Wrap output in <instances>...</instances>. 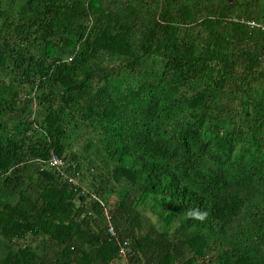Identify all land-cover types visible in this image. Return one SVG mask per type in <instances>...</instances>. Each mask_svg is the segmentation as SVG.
<instances>
[{
  "label": "trees",
  "instance_id": "trees-1",
  "mask_svg": "<svg viewBox=\"0 0 264 264\" xmlns=\"http://www.w3.org/2000/svg\"><path fill=\"white\" fill-rule=\"evenodd\" d=\"M243 20L264 0H0V264H264Z\"/></svg>",
  "mask_w": 264,
  "mask_h": 264
},
{
  "label": "built area",
  "instance_id": "built-area-1",
  "mask_svg": "<svg viewBox=\"0 0 264 264\" xmlns=\"http://www.w3.org/2000/svg\"><path fill=\"white\" fill-rule=\"evenodd\" d=\"M243 21H246L247 24L252 28L258 27V28H262L264 30V23H262V22H259L257 20H243ZM48 164L50 167L60 168L64 164V161L60 157H58L57 155H54L49 160Z\"/></svg>",
  "mask_w": 264,
  "mask_h": 264
}]
</instances>
